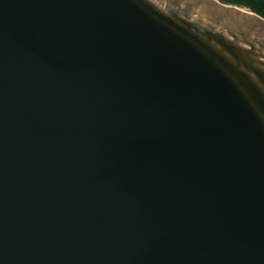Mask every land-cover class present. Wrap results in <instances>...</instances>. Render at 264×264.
Segmentation results:
<instances>
[{"label":"water","instance_id":"obj_1","mask_svg":"<svg viewBox=\"0 0 264 264\" xmlns=\"http://www.w3.org/2000/svg\"><path fill=\"white\" fill-rule=\"evenodd\" d=\"M0 264H264V17L0 0Z\"/></svg>","mask_w":264,"mask_h":264},{"label":"trees","instance_id":"obj_2","mask_svg":"<svg viewBox=\"0 0 264 264\" xmlns=\"http://www.w3.org/2000/svg\"><path fill=\"white\" fill-rule=\"evenodd\" d=\"M223 3L245 7L261 17H264V0H218Z\"/></svg>","mask_w":264,"mask_h":264}]
</instances>
